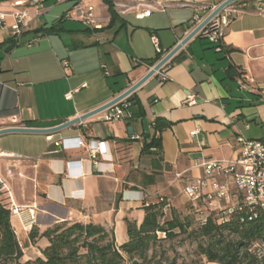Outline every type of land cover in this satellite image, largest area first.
Segmentation results:
<instances>
[{
  "label": "crops",
  "instance_id": "obj_1",
  "mask_svg": "<svg viewBox=\"0 0 264 264\" xmlns=\"http://www.w3.org/2000/svg\"><path fill=\"white\" fill-rule=\"evenodd\" d=\"M16 1L0 0L6 15L0 27V129L53 128L103 106L181 42L195 16L205 18L225 0H111L112 22L102 0H44L27 7L28 14L49 11L9 48ZM79 2L94 8L92 24L58 21ZM222 15V50L194 36L124 99L130 119L106 121L104 111L55 133L0 135L1 194L22 211L10 221L24 259L41 255L23 228L26 208L36 206L32 226L40 232L92 223L112 230L119 247L128 240L124 219L141 224L144 204L160 198L173 208L190 203L183 189L201 176V163L234 160L238 137L264 143V0H239ZM189 96L195 104L185 103ZM157 120L170 128L155 134ZM154 135L160 157L154 149L143 151ZM62 140L64 146L55 145ZM80 141L100 143L95 159L85 146L75 148ZM46 245L38 240V247Z\"/></svg>",
  "mask_w": 264,
  "mask_h": 264
},
{
  "label": "trees",
  "instance_id": "obj_2",
  "mask_svg": "<svg viewBox=\"0 0 264 264\" xmlns=\"http://www.w3.org/2000/svg\"><path fill=\"white\" fill-rule=\"evenodd\" d=\"M110 13L111 22L116 13L111 0H102ZM63 21V16L58 20ZM53 28L43 29L52 33ZM13 40L9 48H13ZM156 62H151L153 66ZM170 128V124L157 120L155 134ZM155 150L161 155L159 138L143 145V151ZM155 161V160H154ZM167 203L160 198L155 203L143 205L144 217L141 224L124 219L127 242L116 247L113 231L108 232L100 225L61 223L40 232L33 225L29 230V240L41 253L33 259L24 260V254L11 225L9 198L0 195V264H177L175 258L166 256L161 251L159 256L155 248L162 247V242L171 241L180 234H187L188 239H200L198 253L207 264H264V255L252 249L255 244H264V211L256 210V218L240 222L247 214H234L229 221L217 223V217L209 218L205 225H198L197 230L188 232L189 224L172 217L166 222L163 209ZM163 234V239L159 238ZM45 239L47 245L38 247V240ZM126 259L129 263H126Z\"/></svg>",
  "mask_w": 264,
  "mask_h": 264
},
{
  "label": "built area",
  "instance_id": "obj_3",
  "mask_svg": "<svg viewBox=\"0 0 264 264\" xmlns=\"http://www.w3.org/2000/svg\"><path fill=\"white\" fill-rule=\"evenodd\" d=\"M44 0H18L12 4L14 11L11 17L14 20L12 26L11 40L14 47L19 46L24 35L27 32L29 24L39 13L33 17L28 14L27 7H36ZM94 8L82 2L73 6V8L63 15V20H79L86 24H92ZM224 12V11H223ZM150 11L144 12L141 17L149 16ZM216 16L200 32L199 36L206 39L213 45L216 52L222 50V40L224 36V27L227 25L225 15ZM5 14H0V27L4 25ZM197 16L194 17V27L201 22ZM37 42V39H31L25 42L27 47H31ZM151 42L158 48V40L151 36ZM63 67H68L69 62L62 60ZM105 75L108 71L102 67ZM166 76H162L164 81ZM82 87H85L82 86ZM77 91V90H76ZM74 92V91H73ZM65 94L66 99H71L72 93ZM185 103L193 105L196 103L194 96H189ZM129 104L124 100L106 110L104 119L106 121L128 120L131 118L128 113ZM194 133H192L193 135ZM64 141L55 143V145L64 146ZM239 152L232 161H206L199 166L202 174L199 178L188 183L183 189V195L190 202L197 217L198 225L203 226L209 218L217 217V223L223 224L229 221L234 214H247V218L241 217L240 222L251 221L256 218V210L264 211V143L258 140H247L243 137L237 138ZM85 146L91 159H95L100 152V143L90 141L86 144L81 141L75 145V148ZM3 185L0 179V195ZM29 219L23 223L25 230H30L36 220V206L26 208ZM10 212L21 218L22 211L10 205ZM252 249L259 250L264 255V244H255Z\"/></svg>",
  "mask_w": 264,
  "mask_h": 264
},
{
  "label": "water",
  "instance_id": "obj_4",
  "mask_svg": "<svg viewBox=\"0 0 264 264\" xmlns=\"http://www.w3.org/2000/svg\"><path fill=\"white\" fill-rule=\"evenodd\" d=\"M239 0H225L223 3H221L217 8L212 10L199 24H197L191 32L181 41L179 42L171 51H169L159 62H157L150 70L149 72L142 77L138 82L133 84L130 88H128L126 91H124L119 96L115 97L111 101L107 102L103 106L84 114L78 118H75L72 121L63 123L59 126L53 127V128H47V129H37V128H24V127H8L0 129V135L9 134V133H25V134H50L58 132L62 129L67 128L70 125L76 124L80 121H83L93 115L102 113L114 105L118 104L119 102L126 99L130 94H132L136 89H138L148 78H150L152 75H154L161 67L164 66V64L174 55L176 54L182 46H184L190 39H192L194 36L199 35V32L216 16L223 13V11L230 6L231 4L237 2Z\"/></svg>",
  "mask_w": 264,
  "mask_h": 264
},
{
  "label": "rangeland",
  "instance_id": "obj_5",
  "mask_svg": "<svg viewBox=\"0 0 264 264\" xmlns=\"http://www.w3.org/2000/svg\"><path fill=\"white\" fill-rule=\"evenodd\" d=\"M48 11L49 10L45 12L36 11L35 15L37 13H40L42 15ZM69 21H79V20H66V22ZM163 214H164V218L161 220L162 222H166L170 220L172 217H176L181 222L185 224H189L190 227L188 229V232H190L191 234H193L198 228L197 217L194 214V210L191 207V204L188 202L187 203L178 202L176 203L175 208L171 206L170 207L166 206L163 209ZM121 228L124 230V226H122ZM106 230L108 232L111 231L110 229H106ZM159 238L163 239L164 238L163 234H159ZM198 242H200V239L198 240H195L193 238L188 239L187 234H180L178 237H176L171 241H165L159 244L162 247L157 246L155 248V251L157 252L158 256L161 251H166V256H168L169 258H175L177 264H207L206 260L203 257H201L198 253V249H197ZM126 263H129L127 259H126Z\"/></svg>",
  "mask_w": 264,
  "mask_h": 264
}]
</instances>
